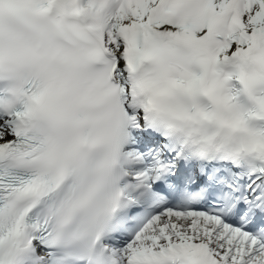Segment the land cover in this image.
Wrapping results in <instances>:
<instances>
[{"label":"snow or ice","instance_id":"obj_1","mask_svg":"<svg viewBox=\"0 0 264 264\" xmlns=\"http://www.w3.org/2000/svg\"><path fill=\"white\" fill-rule=\"evenodd\" d=\"M0 264H264V0H0Z\"/></svg>","mask_w":264,"mask_h":264}]
</instances>
